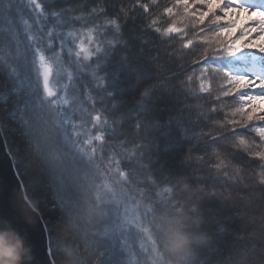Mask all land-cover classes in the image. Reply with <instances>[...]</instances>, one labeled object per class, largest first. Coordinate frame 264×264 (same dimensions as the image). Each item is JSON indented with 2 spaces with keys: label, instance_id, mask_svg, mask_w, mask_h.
Returning <instances> with one entry per match:
<instances>
[{
  "label": "snow or ice",
  "instance_id": "6c2138e0",
  "mask_svg": "<svg viewBox=\"0 0 264 264\" xmlns=\"http://www.w3.org/2000/svg\"><path fill=\"white\" fill-rule=\"evenodd\" d=\"M130 40L140 42L134 56L144 60L156 79L153 89H144L125 113L141 137L137 160L146 173L159 178L157 187L179 181L162 192L141 190L145 206L131 213L126 199L118 197L127 185L120 162L113 157L107 168H94V142L103 146L109 139L120 140L109 116L123 107L114 98L105 66ZM0 44V145L11 157L21 187L28 189L25 199L39 206L35 227L46 234L42 258L31 247L33 264H57V226L69 220L82 229L78 213L85 208L97 222L111 225L91 237L96 264H127L136 241L141 264H171L160 240L161 220L183 211L200 221L199 229L189 230L206 234L190 264H234L241 257L247 264H264V0H49L47 6L43 0H0ZM162 46L165 59L173 60L166 72ZM245 59L254 63L242 70L235 67ZM121 60L127 63L129 56L121 53ZM65 63L92 77V84H80L81 90L90 89V110L82 109L78 116L69 111L73 76L68 73L67 83L63 81ZM156 91L161 93L156 104L146 108ZM165 97L176 101L171 121L189 140V157L193 150L207 155L214 145L219 149H213L217 162L209 165L214 171L193 179L184 173L183 160L178 167L156 162L150 133L158 121L145 114L157 110V101ZM200 101L210 109L201 111V118L213 120L217 128L191 119L190 108ZM197 132L202 139L194 143ZM229 158L234 166L225 163ZM113 166L117 175L112 185L103 186V194L85 183L86 177L111 173ZM45 186L54 192L50 211L55 219L43 215L47 193L40 190ZM94 190L97 195L90 201ZM25 215L32 218L27 210ZM0 221L19 225L18 217L3 211ZM71 246L83 264L76 241Z\"/></svg>",
  "mask_w": 264,
  "mask_h": 264
},
{
  "label": "trees",
  "instance_id": "16d2710c",
  "mask_svg": "<svg viewBox=\"0 0 264 264\" xmlns=\"http://www.w3.org/2000/svg\"><path fill=\"white\" fill-rule=\"evenodd\" d=\"M43 2L47 6L49 0H43ZM63 2L65 4H75L80 2V0H63ZM108 2L109 4L113 2L119 4L120 0H108ZM163 2L164 0H161V3ZM139 45V41L130 40L127 47H121L120 49H117L115 54L110 56L109 61L105 66V71L109 77L108 84L110 88L114 90V98L119 101L123 107L120 112L115 114V116H109L110 125L112 124L113 119L116 121L114 127L116 128L117 135L120 137V140L109 139L107 144L103 146H101V142L95 143L97 145L98 151L96 156L97 165L94 166V168H107L110 160L113 157H115V159L120 162L119 171L124 172L127 178V185L125 187L127 192L126 204L130 213L137 207L141 208L142 210L145 206V201L140 199L141 190H144L145 192L151 190L153 193L157 191L162 192L164 187H172L173 184L179 183V181L173 179L172 184H159L157 187L159 178L150 176L148 173H146L140 167L137 160L136 146L140 142L141 137L134 127L135 122L131 116L125 115V113H127L128 108L135 105L136 98L140 99L141 93L144 89L152 90L153 85L156 83L153 70L146 65L142 58L134 56V54L138 51ZM165 48L166 46H162L161 64L164 65L162 71L166 72L167 67L173 64V60L171 58L165 59ZM176 48H179L178 43ZM149 49H152L151 45H149ZM3 52L4 46L3 44H0V54H3ZM121 53H126L129 56L127 63L121 60ZM176 59H179V57H176ZM248 63L249 62L245 61L243 65H236L235 67L242 70L247 67L246 65ZM65 64L69 68L71 74L75 72V65H69L67 63ZM81 83L92 84L90 72L82 74L77 71L71 85L69 95L72 100V104L75 107L70 109V111L74 110L77 116L80 114L82 109L90 110L91 105V100L88 96L90 89L81 90ZM160 95L161 93L156 91V96L152 98L153 104H145L144 106L146 108H152L156 104V100ZM147 99L148 98H144L145 101ZM175 103V100L165 97L157 101V110H153L145 114L147 118L158 121L157 126L154 127L150 133V135L156 141L152 147V155L156 159V162L164 167H178L181 160H183L184 173L188 177L195 179L199 173H203L205 171H214V169L210 168L209 165L217 162L216 156L213 155V149H215V145L213 146V149H209L207 155H205L202 151L193 150L191 156L189 157V154L186 151L189 140L183 136L180 128L171 121L172 107ZM201 111L209 112L210 109L203 101L193 103L190 108L191 119L193 121H199L202 127L207 125L208 129L217 128L218 125L214 124L213 120H210L207 117L201 118ZM92 114L95 115V112ZM210 114L214 118H218L216 113ZM222 116L223 112L219 114V117ZM197 136L198 140L194 141V143H197L199 142V139H202L199 138L198 132ZM122 143L126 145L125 148L120 147V144ZM223 147H225L226 151H233V149L227 148L226 145ZM215 150L219 151V149ZM201 157H203V159H201ZM221 158H223V153L221 154ZM225 163H229L230 165L234 166L236 162L229 158L228 160H225ZM257 172H259V169H257ZM112 173L114 174V177L117 175V169L115 166L112 168ZM112 178H109L107 173H100L97 176L86 177L85 183L93 185L94 189L99 188L101 194H103L105 190L103 186L112 185ZM257 179H259V176H257ZM180 186L183 187V185ZM25 191L28 195L27 188H25ZM40 192L41 194L47 193L46 206L43 208V215L45 217H51L52 219H55L56 213L50 211L51 205L54 202L53 190L45 186L41 188ZM96 195L97 192L94 190L91 197H89V200L94 201ZM241 195L243 196L245 193L242 192ZM256 196L258 198L259 193H256ZM119 207L120 212L123 213L125 210V205L121 204ZM38 211H40L39 206ZM81 223L84 225V227L82 229L79 227L80 235L76 241L78 245L79 259L83 262V264H96V261L93 259L94 249L90 245L91 237L93 235L102 234L104 229L111 227V225L99 223L91 216L90 218L83 216ZM220 239H228V237L225 236L221 237ZM138 251L139 241H136L133 250L127 256V264H141L142 257L137 255ZM61 255L62 253L60 251V257ZM201 259H205V256L201 255ZM57 264H59V260Z\"/></svg>",
  "mask_w": 264,
  "mask_h": 264
},
{
  "label": "clouds",
  "instance_id": "9594fccd",
  "mask_svg": "<svg viewBox=\"0 0 264 264\" xmlns=\"http://www.w3.org/2000/svg\"><path fill=\"white\" fill-rule=\"evenodd\" d=\"M120 199L127 198L125 189L118 190ZM31 212L38 214V206L29 202ZM78 215L90 218L87 208ZM199 229L200 221L194 218L189 211H183L165 216L161 220L160 240L163 251L171 258V264H190L197 246L206 239V234L200 231H190L192 227ZM60 251L59 264H78L77 252L71 246L78 240L80 232L77 223L69 220L57 226ZM31 247L10 223L0 221V264H32ZM234 264H247L244 257L237 259Z\"/></svg>",
  "mask_w": 264,
  "mask_h": 264
},
{
  "label": "water",
  "instance_id": "95a60500",
  "mask_svg": "<svg viewBox=\"0 0 264 264\" xmlns=\"http://www.w3.org/2000/svg\"><path fill=\"white\" fill-rule=\"evenodd\" d=\"M21 183L16 176L15 168L11 165V157L7 156L6 149L0 145V211L18 217L19 225L14 226V229L35 250V255L42 258L46 234H42L41 228L35 227L39 217L37 213L31 212L25 199L27 196L25 187H21ZM25 210L31 214V219L25 215ZM25 224L28 227H25Z\"/></svg>",
  "mask_w": 264,
  "mask_h": 264
},
{
  "label": "rangeland",
  "instance_id": "374dc122",
  "mask_svg": "<svg viewBox=\"0 0 264 264\" xmlns=\"http://www.w3.org/2000/svg\"><path fill=\"white\" fill-rule=\"evenodd\" d=\"M245 61H246V62H249L246 66H248V65L251 64V63H254V61H247L246 59H245ZM64 68H65V72H64V74H63V81H64L65 83H67V75H68V73H70V70H69V68L66 66V64H64ZM75 68H76V66H75ZM239 69H240V68H239ZM77 71H78V70L76 69L75 72L72 73L73 80H74V76H75V74H76ZM72 82H73V81H72ZM61 87H62V85H61ZM70 90H71V86H69L68 91H67V100H68V105H71V106H72L70 109H73L75 106L72 104V100H71L70 95H69ZM63 94H64V93H62V95H63ZM68 105H66L65 107L67 108ZM70 109H69V111H70ZM98 142H99V141H95L94 143H98ZM113 170H115V169H113ZM107 176H108L109 178H112V177H114V174H113L112 172H111V173H107Z\"/></svg>",
  "mask_w": 264,
  "mask_h": 264
}]
</instances>
